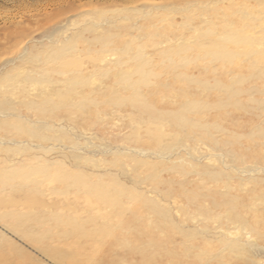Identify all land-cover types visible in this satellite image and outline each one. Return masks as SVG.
Here are the masks:
<instances>
[{"label":"rangeland","instance_id":"374dc122","mask_svg":"<svg viewBox=\"0 0 264 264\" xmlns=\"http://www.w3.org/2000/svg\"><path fill=\"white\" fill-rule=\"evenodd\" d=\"M0 213L21 264H264V0H0Z\"/></svg>","mask_w":264,"mask_h":264},{"label":"bare ground","instance_id":"6f19581e","mask_svg":"<svg viewBox=\"0 0 264 264\" xmlns=\"http://www.w3.org/2000/svg\"><path fill=\"white\" fill-rule=\"evenodd\" d=\"M4 217V214L3 213H0V218ZM13 248V247H12ZM58 249V248H57ZM43 250L45 251V255L46 253L47 254H51L50 252V249H45L43 248ZM53 252V251H52ZM55 252V251H54ZM44 253V252H43ZM47 256V255H46ZM54 256V255H53ZM50 258V257H49ZM57 260L61 263V264H71L69 259H67L66 257L62 256V255H58V258ZM0 264H21L19 262H16L14 260H7L5 255L4 254H1L0 253ZM56 264H59V263H56Z\"/></svg>","mask_w":264,"mask_h":264}]
</instances>
